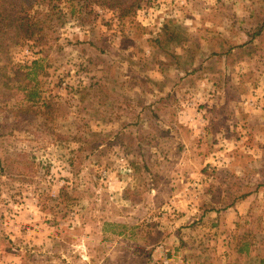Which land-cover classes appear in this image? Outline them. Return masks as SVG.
I'll return each mask as SVG.
<instances>
[{
  "label": "rangeland",
  "instance_id": "rangeland-1",
  "mask_svg": "<svg viewBox=\"0 0 264 264\" xmlns=\"http://www.w3.org/2000/svg\"><path fill=\"white\" fill-rule=\"evenodd\" d=\"M129 1L61 0L3 62L46 56L42 99L65 108L1 92L0 264H227L264 237V0Z\"/></svg>",
  "mask_w": 264,
  "mask_h": 264
},
{
  "label": "trees",
  "instance_id": "trees-1",
  "mask_svg": "<svg viewBox=\"0 0 264 264\" xmlns=\"http://www.w3.org/2000/svg\"><path fill=\"white\" fill-rule=\"evenodd\" d=\"M61 0H0V95L7 91V100L13 99L18 104V109L24 115L41 114L47 121H53L61 115L64 105L55 102L53 99H42L37 77L47 73V57L35 59L30 65L12 67L13 74L7 75L5 70L9 63V50L12 46L20 45L33 37L38 42H47L48 38L56 31L59 22L62 24L63 14L59 8ZM115 1V3H113ZM109 0L111 8H118L121 12V19L131 14L140 3H130L129 0ZM263 30L256 32L252 40L258 37ZM167 32V31H165ZM234 46L226 51V55L232 54ZM12 81L6 85L4 81ZM44 109V111H42ZM10 160L12 158H9ZM0 169L7 172L8 167L0 160ZM60 196L67 205L81 204V196L72 192L68 186L62 187ZM246 197V195L244 196ZM120 232L119 234H121ZM158 233L156 236L150 233L149 242L160 241ZM257 237V238H256ZM235 240V241H234ZM234 252L236 257L227 264H264V237L259 239L257 234L246 231L243 234L234 236Z\"/></svg>",
  "mask_w": 264,
  "mask_h": 264
}]
</instances>
